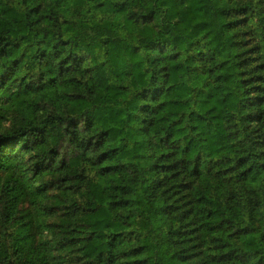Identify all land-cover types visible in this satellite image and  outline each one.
Wrapping results in <instances>:
<instances>
[{"label":"trees","instance_id":"16d2710c","mask_svg":"<svg viewBox=\"0 0 264 264\" xmlns=\"http://www.w3.org/2000/svg\"><path fill=\"white\" fill-rule=\"evenodd\" d=\"M0 264H264V0H0Z\"/></svg>","mask_w":264,"mask_h":264},{"label":"rangeland","instance_id":"374dc122","mask_svg":"<svg viewBox=\"0 0 264 264\" xmlns=\"http://www.w3.org/2000/svg\"><path fill=\"white\" fill-rule=\"evenodd\" d=\"M30 214V208L27 202L23 203L20 208V216L23 218H28Z\"/></svg>","mask_w":264,"mask_h":264}]
</instances>
